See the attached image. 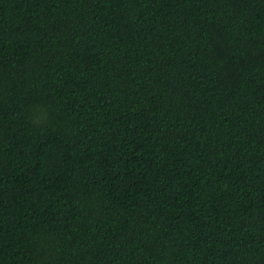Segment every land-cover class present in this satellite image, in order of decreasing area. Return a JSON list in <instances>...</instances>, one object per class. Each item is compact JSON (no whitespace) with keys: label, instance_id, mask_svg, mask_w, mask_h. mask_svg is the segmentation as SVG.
Listing matches in <instances>:
<instances>
[{"label":"trees","instance_id":"16d2710c","mask_svg":"<svg viewBox=\"0 0 264 264\" xmlns=\"http://www.w3.org/2000/svg\"><path fill=\"white\" fill-rule=\"evenodd\" d=\"M0 264H264V0H0Z\"/></svg>","mask_w":264,"mask_h":264}]
</instances>
